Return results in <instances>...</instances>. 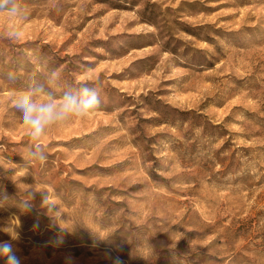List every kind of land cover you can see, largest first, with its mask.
I'll return each mask as SVG.
<instances>
[{
	"label": "rangeland",
	"instance_id": "rangeland-1",
	"mask_svg": "<svg viewBox=\"0 0 264 264\" xmlns=\"http://www.w3.org/2000/svg\"><path fill=\"white\" fill-rule=\"evenodd\" d=\"M23 2L21 38L0 35V244L20 264H264V0ZM85 79L100 109L30 160L16 94Z\"/></svg>",
	"mask_w": 264,
	"mask_h": 264
},
{
	"label": "clouds",
	"instance_id": "clouds-1",
	"mask_svg": "<svg viewBox=\"0 0 264 264\" xmlns=\"http://www.w3.org/2000/svg\"><path fill=\"white\" fill-rule=\"evenodd\" d=\"M27 6L23 0H0V17L6 18L8 23L4 32L0 33L9 40L21 38L22 24L15 20H26ZM90 66L85 65V68ZM52 75H56L55 72ZM13 71L7 73L8 80H15ZM101 107L99 88L89 80H81L78 94L64 92L57 97L54 92L46 89L44 84L35 88L19 91L15 96V108L20 113L22 123L27 128L28 156L32 161L43 163L47 156L45 148L40 143L43 137L56 126H60L71 119H86L94 115ZM48 196L45 198L46 204ZM52 205V204H47ZM26 202L25 207H28ZM0 258L5 264H20L8 243L0 244Z\"/></svg>",
	"mask_w": 264,
	"mask_h": 264
}]
</instances>
